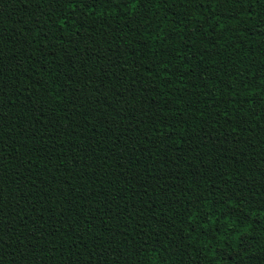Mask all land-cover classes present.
Listing matches in <instances>:
<instances>
[{"label":"trees","instance_id":"trees-1","mask_svg":"<svg viewBox=\"0 0 264 264\" xmlns=\"http://www.w3.org/2000/svg\"><path fill=\"white\" fill-rule=\"evenodd\" d=\"M0 264H264V0H0Z\"/></svg>","mask_w":264,"mask_h":264}]
</instances>
